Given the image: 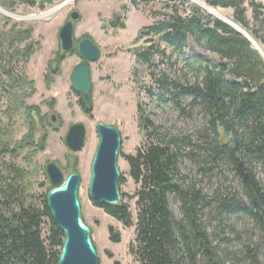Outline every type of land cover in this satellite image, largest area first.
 <instances>
[{"label": "trees", "instance_id": "trees-1", "mask_svg": "<svg viewBox=\"0 0 264 264\" xmlns=\"http://www.w3.org/2000/svg\"><path fill=\"white\" fill-rule=\"evenodd\" d=\"M120 1L133 6L166 4L170 12L160 14L159 20L142 28L134 40L137 47L130 52L148 68L155 66V56L173 64V54L182 59L185 67L192 68L197 75L193 83L171 80L164 73L159 78L153 73L150 76L158 88L160 102H170L182 118L198 114L203 123L192 135L183 134L156 125L138 104L137 126L143 143L134 155H122L128 177L138 186L131 197L136 200V223L121 191L118 205L100 204L90 198L91 203L123 227H135L129 253L137 264H262L259 257L264 256L263 57L244 35L222 20H210L195 7L190 15L182 17L178 8L184 0ZM203 2L214 10H230L231 21L264 53V0ZM50 4L51 0H43L39 9ZM29 5L35 6L34 1H29ZM0 6L12 8L8 0H0ZM108 25L115 30L125 29L118 16ZM32 33L31 28L17 31L10 42L0 35V86L4 92L24 85L31 94L35 91L34 83L17 75L11 65L22 59L27 63L39 48V44L28 42ZM190 39L215 55L219 65H211L202 57H187ZM7 41L10 48L14 42L25 45L20 50L13 49L14 55H7L3 47ZM140 42L147 46H140ZM77 43L69 53H61L48 62L47 88L60 74L65 56L78 54ZM81 65L87 62L82 60L77 67ZM71 89L78 97L80 110L90 117L91 93L84 99L72 86ZM147 93L152 96L150 89ZM20 107L27 127L21 140L11 145L6 130L0 127V264H58L65 237L46 203L53 187L39 198L28 195V172L5 160L7 156L16 159L26 150L33 157L43 151L47 135L38 142L35 131L38 126L54 125L51 118L39 116L37 107L24 103ZM184 163L195 169L194 177L182 171ZM198 175L208 180L214 177L219 183L205 192ZM124 183L121 175L118 186ZM170 199L179 206V218L171 211ZM108 235L111 243L120 242L119 233L112 227L108 228ZM107 256L112 257L111 253Z\"/></svg>", "mask_w": 264, "mask_h": 264}, {"label": "rangeland", "instance_id": "rangeland-1", "mask_svg": "<svg viewBox=\"0 0 264 264\" xmlns=\"http://www.w3.org/2000/svg\"><path fill=\"white\" fill-rule=\"evenodd\" d=\"M8 1L12 5L11 9L0 6L3 10L0 11L1 37L9 39L15 32L31 28L33 33L28 42L39 44V48L27 63L22 61L23 59L11 63L17 75L34 83L35 91L31 94L29 87L24 85L16 86L12 92H4L0 86V127L6 130L11 145L21 140L27 131L24 112L20 107L22 103L26 106L37 107L39 116H47L48 119L53 116L55 121L54 127L38 126L35 131L34 137L38 142L44 134L47 135L43 151L33 157L26 150L16 159L7 156L5 160L15 163L16 166L28 172L27 193L36 198L43 196L50 187L45 173V167L48 164H57L65 177L71 173H77L81 178L77 191L80 214L90 229V239L97 253L99 264H137L135 258L129 253V247L135 240V227H123L106 215L103 210L93 206L90 201V167L99 141L97 127L107 125L116 128L122 141L117 166L120 174L125 178V183L119 187V190L125 195L124 202L129 205L135 224L136 200H132L131 197L138 186L128 177V166L122 155H134L136 149L143 143V137L137 126V105L143 106L153 123L167 129L192 135L201 127L203 120L200 115L194 114L192 118H182L170 102H160L157 99L158 88L150 76V73H153L156 78H159L164 73L171 80L193 83L197 79L195 71L185 67L182 59L174 54L171 56L173 64L169 65L155 56V66L148 68L147 65L137 61L134 54L130 52L131 49L137 47L134 40L138 32L159 20L160 14L169 13L170 10L163 2L147 6L139 3L133 6L127 1L120 0H73L62 7L63 3L68 0H51L50 5L40 10L39 5L43 0ZM29 1H34L35 6H30ZM192 7L199 9L210 20L217 18L220 20L224 17L229 22L233 21L230 10L212 9L221 15V17H216L188 0H184V3L179 6L180 15L187 17L191 14ZM72 11L80 13V20L75 24L74 42L88 36L100 52L97 61L87 62L86 65L90 70L92 83L90 91L92 114L90 117L80 110L77 105L78 97L71 89L72 73L82 62L78 54H67L54 83L48 88L45 84L48 62L63 53L60 50L58 32L69 20ZM117 16L125 25V29L115 30L109 27L108 23ZM224 19H221L222 22L225 21ZM9 42H3L7 55H14L13 49L20 50L25 45V43L19 45L14 42L13 48H10L8 47ZM139 45L147 46L143 42ZM185 55L202 57L211 65H219V60L215 55L205 50L202 45L196 44L192 39L187 44ZM148 89L151 90L152 96L148 95ZM52 102L53 106H51ZM186 103L184 100L183 106ZM75 124L84 126L85 142L81 150L73 153L66 147L64 138L69 127ZM53 128H57V131H52ZM182 171L193 177L196 175L195 169L187 163L182 166ZM198 179H201L200 184L205 192L211 191L219 183L214 177L208 180L198 175ZM170 208L175 218H179V206L173 199H170ZM109 227L119 233L120 242L118 244L110 242ZM107 253H111L112 257L109 258ZM259 259L264 264V256H260Z\"/></svg>", "mask_w": 264, "mask_h": 264}, {"label": "water", "instance_id": "water-1", "mask_svg": "<svg viewBox=\"0 0 264 264\" xmlns=\"http://www.w3.org/2000/svg\"><path fill=\"white\" fill-rule=\"evenodd\" d=\"M0 11L3 10L0 9ZM79 20L80 13L72 11L69 20L58 32L60 50L63 53H69L74 48L75 24ZM234 24L237 25L235 22ZM233 29L244 35L252 46L254 45L255 42L242 28L243 33ZM254 49L264 59V53L259 46ZM77 52L80 58L88 63L97 61L100 56L99 49L88 37L78 41ZM72 88L75 92L82 94L84 99L89 97L92 83L90 70L86 65H81L74 70ZM51 120L54 123L55 118L52 116ZM97 134L99 141L90 167L89 197L100 204L118 205L121 201L118 186L121 174L117 166L122 146L121 136L116 128L107 125L98 126ZM64 142L70 152L76 153L81 150L85 142L84 126L82 124L70 126ZM45 173L50 186L53 187L46 197L47 207L54 223L65 237L58 264H99L97 253L90 239V229L80 214V203L77 199L80 176L77 173H71L65 177L55 163L48 164L45 167Z\"/></svg>", "mask_w": 264, "mask_h": 264}, {"label": "bare ground", "instance_id": "bare-ground-1", "mask_svg": "<svg viewBox=\"0 0 264 264\" xmlns=\"http://www.w3.org/2000/svg\"><path fill=\"white\" fill-rule=\"evenodd\" d=\"M71 1H73V0H68V1H65L64 3H63V5H62V7L63 6H65L68 2H71ZM189 2H191V3H195V5L197 4V5H199V7L200 8H202L203 10H205L206 12H208V13H210L211 15H213V16H216V17H221V15H219L216 11H213L212 9H210L208 6H206L202 1H200V0H188ZM61 6V5H60ZM59 8V7H58ZM59 10V9H58ZM49 14V13H48ZM224 19V17H221V19ZM34 19V18H33ZM217 19H219V18H217ZM220 19V20H221ZM225 21H223V22H225V23H227V24H229L232 28H235V29H237L238 31H240V32H244V31H242L237 25H235L233 22H229V20L228 19H224ZM255 48H257L256 46H254Z\"/></svg>", "mask_w": 264, "mask_h": 264}]
</instances>
